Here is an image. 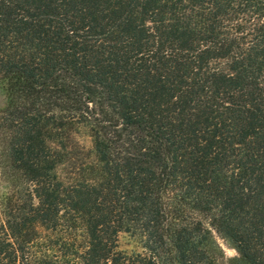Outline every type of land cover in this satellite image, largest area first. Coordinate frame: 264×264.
Here are the masks:
<instances>
[{
    "label": "trees",
    "instance_id": "trees-1",
    "mask_svg": "<svg viewBox=\"0 0 264 264\" xmlns=\"http://www.w3.org/2000/svg\"><path fill=\"white\" fill-rule=\"evenodd\" d=\"M0 81V264H264V0H0Z\"/></svg>",
    "mask_w": 264,
    "mask_h": 264
},
{
    "label": "rangeland",
    "instance_id": "rangeland-1",
    "mask_svg": "<svg viewBox=\"0 0 264 264\" xmlns=\"http://www.w3.org/2000/svg\"><path fill=\"white\" fill-rule=\"evenodd\" d=\"M7 99L5 95V90L3 82L0 81V111L6 106ZM75 142L78 146L76 150L77 155L80 158L89 157L92 158V144L91 138L85 128H81L78 134L75 136ZM2 157V137L0 135V159ZM72 165L64 164L60 166L57 170L59 176L63 179L68 178L71 175ZM7 188L0 178V233H2L3 228H5L4 217L2 214V198L5 195ZM201 218V217H199ZM205 226L209 227L208 221L202 218ZM211 246L213 248V253L217 264H243L239 259L237 253L232 248L230 243L226 241L221 236L217 235L213 230L210 232ZM116 250L120 252L121 255L132 256L134 254H145L146 251L143 248L142 239L133 233L120 232L116 239Z\"/></svg>",
    "mask_w": 264,
    "mask_h": 264
}]
</instances>
